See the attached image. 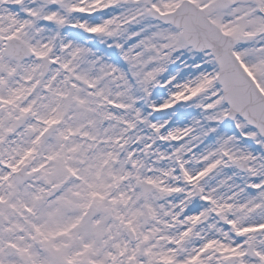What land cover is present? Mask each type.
<instances>
[{
	"label": "snow or ice",
	"instance_id": "1",
	"mask_svg": "<svg viewBox=\"0 0 264 264\" xmlns=\"http://www.w3.org/2000/svg\"><path fill=\"white\" fill-rule=\"evenodd\" d=\"M0 264H264V0H0Z\"/></svg>",
	"mask_w": 264,
	"mask_h": 264
}]
</instances>
